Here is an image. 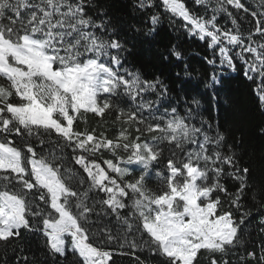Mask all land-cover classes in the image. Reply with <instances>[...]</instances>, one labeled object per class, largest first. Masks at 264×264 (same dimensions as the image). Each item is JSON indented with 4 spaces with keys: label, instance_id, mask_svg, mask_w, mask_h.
<instances>
[{
    "label": "snow or ice",
    "instance_id": "snow-or-ice-1",
    "mask_svg": "<svg viewBox=\"0 0 264 264\" xmlns=\"http://www.w3.org/2000/svg\"><path fill=\"white\" fill-rule=\"evenodd\" d=\"M194 3L203 11L186 0H137L135 7H163L182 20L220 67L235 71L239 60L264 109V0L255 7L245 0ZM91 7L92 0H0V244L38 233L53 257L70 249L80 264H114L116 243L127 245L131 253L120 254L137 264L136 251L145 248L162 264H199L201 256L229 264L223 257L241 245V226L252 215L243 203L249 169L225 150L219 128L213 134L208 121L188 123L191 109L188 117L175 107L160 111L168 88L121 71L127 49L106 20L93 19ZM159 19L150 16L152 31ZM219 84L213 73L205 86ZM89 114H114L118 131L81 130ZM225 177L238 181L234 192ZM259 210L264 225V201ZM101 217L116 223L99 226ZM240 261L264 264V244ZM21 262L29 257L17 255Z\"/></svg>",
    "mask_w": 264,
    "mask_h": 264
},
{
    "label": "trees",
    "instance_id": "trees-1",
    "mask_svg": "<svg viewBox=\"0 0 264 264\" xmlns=\"http://www.w3.org/2000/svg\"><path fill=\"white\" fill-rule=\"evenodd\" d=\"M245 2L254 7L257 4V0ZM136 3L137 0H92L89 14L95 20H106L109 29H115V34L125 45L127 51L121 53V71L126 68L149 80L158 78L168 88L161 112L164 108L175 107L180 116L188 117L191 109L188 123L199 126L201 120L208 121L213 126V134L219 128L225 136V150L230 146L236 154L238 166L249 169V187L243 203L251 210L252 215L241 226V245L223 257L229 264H241V255H245L247 251H256L259 255L260 245L264 244V232L261 231L264 225L260 223L262 214L259 210L261 201H264V109L253 91L256 83L245 78L244 66L239 60L235 62V71L220 67L218 56L214 57L207 42L190 35L184 22L166 13L163 7L139 10L135 7ZM186 3L195 12L203 11L195 5L194 0H186ZM154 13L160 19L155 31H152L149 18ZM239 23L245 29L251 27L247 19H241ZM220 24L231 27L230 22L224 18L220 19ZM174 51L181 53L179 59L173 55ZM213 58L217 60L216 65L208 63ZM213 73L217 74L220 84L206 87ZM150 98L156 99V96L152 95ZM113 121L114 114L107 115L103 120L89 114L87 123H81L80 127L81 130L84 127L96 128L97 131L106 130V134L115 135L119 125ZM52 147L54 144L50 143L44 151L47 152ZM65 157L66 163L72 166L69 152H65ZM222 182L229 192H234L238 186V181L230 177H225ZM155 183L153 179L151 186L154 187ZM254 194L256 200H253ZM240 215L241 213H236L237 220ZM92 219L96 220L95 217ZM97 223L103 226L106 223L115 225L116 222L114 219L101 217ZM110 247L115 253L114 264H137L131 254H120L131 253L132 250L127 245L123 249L119 243ZM5 253L7 264H15L16 257L20 254L29 257V264H80L78 255L70 249L65 256L53 257L38 233L25 234L23 240L14 241L8 246L0 244V258ZM136 256L139 257L140 264H162L163 260L146 248L137 250ZM199 264H209L207 256L199 257Z\"/></svg>",
    "mask_w": 264,
    "mask_h": 264
}]
</instances>
